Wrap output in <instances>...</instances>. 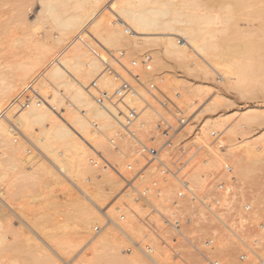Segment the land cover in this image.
<instances>
[{"label": "bare ground", "instance_id": "1", "mask_svg": "<svg viewBox=\"0 0 264 264\" xmlns=\"http://www.w3.org/2000/svg\"><path fill=\"white\" fill-rule=\"evenodd\" d=\"M247 1L223 0L224 3L221 8L223 11L220 14V11L217 12V6L216 10L214 9V1L205 3V0H38L36 2L37 12L33 19H29L27 18V10H29L27 8L34 6V4L28 0L22 4L23 7L26 6L27 10L20 5V7L13 9L15 13L12 12L11 16L8 17L10 12L8 15L6 13L8 18L3 20L1 17L0 19V46L3 44L5 36H10L11 27L14 24L21 29V34L16 36L13 41L22 44L26 52L33 48L37 49L38 54L33 56L24 53L21 55V53L15 60L13 58V61H0V165L14 171L15 180L21 183L18 185H24L28 181L34 182L46 172L55 178V182L59 178L60 184L62 179L64 181L68 179L70 185H73L81 197L85 199V202L89 203L82 205L84 202L79 203L82 198L80 199L74 194H72L74 198L71 197L72 199H70L77 203V206H74L77 207L76 209L81 206L82 212L86 214V216L83 214L85 218H81L82 221H79L82 222L81 229H83L80 232L83 234L81 236L85 237L93 222L101 224L100 216L105 211L107 212V205L103 204L107 194H102L103 185L99 187V182L97 184L95 181L94 187L90 188L87 187L88 185H83V179L80 181L79 177L83 175V171L89 172L93 168L91 166L97 162L98 157L95 154L98 152L95 153V151L100 150L106 159L109 156L112 158L117 154L116 151V154L112 152L115 148L120 150L122 146L127 147L130 141L110 113L99 107L89 93L90 85L93 82L108 92H111L115 87L113 79L103 71L102 59L105 58L106 54L117 55L115 53L117 46L125 48L138 47L137 45L156 46L151 54L162 57L167 63V68L158 64L156 69L159 71L166 68V70L154 74L152 73L153 69L150 72L139 69V72L143 80L148 81L151 78L150 80L159 82L162 91L174 96L177 99L176 103L182 109L186 108V92L184 91L187 81L186 75L192 72H195L197 76H206L212 72L218 79L216 81L226 89H230L241 96L247 94H253L255 97L260 96L264 100V0ZM246 8H250L249 11ZM240 20L245 22L244 27L240 26ZM41 24L46 25V28L44 26L46 30L42 28L45 30V34L43 33L44 37L41 34L43 39L40 40L38 37L36 38L38 35L35 36L37 32L35 33L34 30L30 29ZM53 28L59 32L55 39L56 43L64 42L67 39L72 40L76 36H79V39L83 41V38L91 36L94 43H86V46L77 44L68 55L54 58L55 60L46 72L33 77L41 63L44 62L43 58L47 60L50 56V49L53 46L50 45L48 38L51 36L50 31ZM41 36L39 37L41 38ZM130 54H135V59L141 55L140 53ZM3 55L5 54L3 53ZM10 60L12 59L10 58ZM123 60L124 62L130 61L129 56L125 54ZM153 65L155 64L153 63ZM180 70L184 74H176V71ZM28 81L30 83H27ZM27 87H31L36 95L31 94ZM188 88L190 92L194 93L192 95L195 97V106L186 110L187 112L190 111V119L201 121L197 124V128L192 123L191 125H189L190 123L186 124L192 130L189 135L191 138L189 144L196 145L199 150H206L205 153H208L207 157L203 159L205 164L197 165L194 163L195 166L193 164L194 167L189 173L191 184L199 189L205 180L207 167L209 166L214 172L213 170L220 165L221 162L219 161L221 160L219 158L221 156L218 154L220 146L226 147L229 152L232 150L231 155L233 154L234 160L231 164L233 166H230L234 169V180L231 184H241L242 180L254 176L258 168H262L263 171L264 131L256 137H249L246 130L255 126L264 129V106L255 105L243 110L237 109L234 112L222 111L218 107L227 103L226 96L215 90L216 88L213 87L209 90L201 83L198 86H188ZM25 93L28 101L23 104L21 100L25 98ZM130 102L138 104V100L134 98H131ZM150 116V112L144 110L139 116V120L148 121ZM205 118L206 120H204ZM211 127L214 129L211 130ZM211 131H217L220 135L225 133L226 141L222 140L220 136L217 142L210 143L209 133ZM116 140L118 144H113ZM124 150L125 148L122 152ZM95 159L96 161H93ZM45 163L50 165L47 166L48 164L45 165ZM84 165L86 166L84 167ZM1 175L5 177V172ZM58 176L62 179L60 180ZM110 176L109 174L107 177ZM107 180L105 181L107 182ZM17 182H14L16 186H18ZM114 183L116 184V182ZM14 184L12 183L10 186L15 187ZM115 184L114 186H116ZM43 185V190L50 186L47 182H44ZM173 185L175 184L173 183ZM4 187L3 190L0 189V200L5 203V199L7 202L10 199L6 195H11L14 192L10 191L12 188ZM6 188L10 189L7 190L11 194H8ZM166 190L163 192L169 193L171 189ZM175 190L176 192L179 190L177 185H175ZM68 191L71 193V190ZM17 193L15 194L17 195ZM72 193L74 192L72 191ZM152 202L154 203L155 199L152 198ZM257 202L255 205L261 203L264 205V196L260 197ZM2 205L5 206V204ZM144 205L146 204L143 203L138 206V210L139 207L142 209ZM156 205L158 204L156 203ZM11 206L8 205L7 207ZM192 206L194 205L192 204ZM110 208L112 210L111 205L108 210ZM195 208L199 210L201 217H204V212L196 206ZM229 208L231 207L229 206ZM256 209L248 213L249 218L260 215L264 217V206ZM99 212L102 215H99ZM11 213L13 214V212ZM18 214L15 215L18 216ZM7 215L8 212L6 214L0 210V251L6 247V233L3 232L1 223ZM18 217L22 218V214ZM243 217L241 215L240 220L245 222L247 219ZM111 219L118 224L117 230L121 231L130 242L139 241L133 239L132 234L127 231V229L131 230L133 226L130 225L131 228L127 229L124 227L129 221L126 220L127 222L122 224L112 216ZM83 223L85 224L84 228ZM26 226L30 227L28 224ZM139 227L141 226L137 228ZM105 228L107 229V224L102 223L99 232L89 234L90 236L84 244L88 245V248L84 249V254L89 252L90 255H87L89 258L92 256L97 261L100 260L98 256H95L98 246L105 247L107 244L115 243L117 238L113 240V235L104 232ZM251 233L253 236V231ZM59 234L55 233L53 236ZM46 237L50 238L49 236ZM55 238L58 239L60 236L51 239L49 244H53L52 240ZM246 238L248 239V237ZM246 238L241 237L244 242H246ZM253 240L255 243L264 241V234ZM58 241L60 240L58 239ZM13 242H10L12 246ZM154 242L156 243V239ZM159 244L153 245V249L155 250L157 246L160 253ZM64 245L66 247L67 243ZM57 246V249L59 247L60 250L62 249L61 246ZM114 249L116 250V248ZM222 250H225V247ZM155 251L151 257H147L139 248H132L128 254L118 250L104 264H147L146 261L151 264H163L165 262L162 261L163 257L159 255L157 250ZM257 255L260 258L257 264H264V255H260L259 251ZM229 256L228 251L225 250L223 257L228 258ZM89 258H84L83 261L87 259L93 261L92 258ZM39 260L35 261L30 257L23 264H53L54 262L45 261V258L43 261L42 259ZM195 262L202 263L199 260Z\"/></svg>", "mask_w": 264, "mask_h": 264}, {"label": "rangeland", "instance_id": "2", "mask_svg": "<svg viewBox=\"0 0 264 264\" xmlns=\"http://www.w3.org/2000/svg\"><path fill=\"white\" fill-rule=\"evenodd\" d=\"M27 1L28 0H0V19H1V17L3 18V20H4V18L6 19L9 12H10V15H8V17L11 16V14L15 13L14 12L15 10H13L14 8L20 7V5L23 4V2L25 3ZM30 1L33 2L34 6H32V7L28 6L27 9H29V10H27L25 8L26 6L23 7V5H22L21 7H23V9H26L28 11V12L26 11L28 13L27 18L33 19L34 14L37 12L36 9H38V7H36V5H37L36 2H38V0H29V2ZM205 1H206L205 3H211L214 1L215 2V3L213 2V6L215 7L214 9L216 10V6H217V12L219 13V11H220V14L222 13L221 11H223V10L221 8L223 6L222 4L224 3L223 0H212V1L211 0H205ZM217 1H219V2L217 3ZM248 1L256 2V0H248ZM246 9L249 11L250 8H246ZM6 13H7V15H6ZM113 19L116 20L115 17H113ZM239 23H240L241 27L245 26V22L240 20ZM44 26L46 28L45 24L37 25L35 28H32L30 30H34L35 33L37 32L35 34V36L38 35V36H36V38L38 37L41 40V39H43L44 34H45L44 31L46 30L44 28ZM42 28H44L45 30L44 29L42 30ZM20 31H21V29L17 25H14V24L12 25L10 36L9 37H8V35L5 36V38L3 39L4 40L3 44L0 46V59H1L0 61H13V58L15 60L16 58H18L20 56L21 53H22L21 55H23V53H24L26 55H33V56L38 54L37 49L35 50V48L32 47L33 48V49L31 48L32 50H28L26 52V49H25V47H23L22 44L16 43L13 41V39L16 36L21 34ZM58 33L59 32L57 29H55V28L51 29V31H50L51 36L48 38L50 45L53 46L50 49V53H49L50 56L47 60H45V58L42 57L44 62L41 63L40 67L35 72L33 77L39 76L43 72H46V70H48V68L51 66L53 60H55L58 56L68 55L69 53H71L72 50H74V47L77 44H81L83 46H86V43H89V42L94 43V39L91 36L83 38L84 41L80 40L79 36H76L72 40L67 39L64 42L56 43L55 39H56V36L58 35ZM41 34L43 37L41 36ZM39 36H41V38ZM95 44H96V42H95ZM137 46L138 47L131 46L128 48H125L122 46H117L115 48L116 49L115 53L117 54L119 52H123L124 55L127 54L129 56V60L135 59V54H130V53H138V54L140 53L141 55L139 57H142L144 54L150 53L149 55H151L153 58L152 63L155 64L152 67V69L154 70L152 73L154 74L156 72L166 70L167 63L164 62V59L160 56L158 57L156 54H151L153 48H155L156 46H153V45H142V46L137 45ZM3 53L5 55H3ZM103 53L105 55V52H103ZM2 57L5 59L3 60ZM10 58L12 60H10ZM138 58H136L135 60H138ZM158 64L161 67H166V68H162L158 71L156 69L158 67ZM180 73L184 74L182 70L176 71V74H180ZM215 76L216 75H214L212 72L206 76H197L195 74V72L187 73V75H186L187 81L185 84L186 87L184 90L186 92V101H185V104H186L185 107L186 108L182 109L181 106H179V105L178 106L185 112L186 116H189V122H188V123H190L189 125H191V123H192L193 125H196L195 128H197V124H199V122H201L198 119L197 120L196 119H190V114H189L190 111L187 112V110H189L191 107L195 106V97L193 96L194 93L190 92V89L188 88V86L190 87L191 85L192 86H198V84L201 83L204 86H206V89L211 90V88L214 87V88H216L215 90L223 93L226 96L227 103L222 104L218 107V109H221L222 111L226 110L227 112H232V111L234 112L237 109L243 110L244 108L250 107V106H255V105L264 106V100H262V98L260 96L255 97L253 94L252 95L247 94L245 96H241L240 94H237V93L231 91L230 89H226L225 87H223L222 84L217 82L218 79ZM150 79H148V80H150ZM164 79H165V77H164ZM27 83H30V81H28ZM25 86H27V84H25ZM27 88L29 89L30 87H27ZM166 94L171 96L170 93L169 94L166 93ZM170 98L173 99L174 96H171ZM174 99L177 102V99L176 98H174ZM15 102H16V100H15ZM204 120H206V118ZM188 127H189L188 125H186L184 127V129L182 131V137H189V135L191 134L192 130L189 129ZM210 129L212 130L214 128L211 127ZM263 131H264V129L262 127L255 126V127H249L246 130V133H247V136H249V137H256L257 135H259ZM221 139L226 141L225 133L221 134ZM130 141H129V145L127 147H123L122 145H121L122 149L119 147L121 151L118 148H115V150L112 151L113 153H115V151H116V153H117V154L115 153L116 156H113L116 159H114L113 157L109 158L110 156L108 157V159H106V157L104 158V156L102 155V152L100 150L95 151V153H97V152L99 153V154L97 153L95 155L98 157V159L100 157L101 160H105L111 166L112 170L115 171V169H117V170L124 171L126 174H128L129 170L126 169L125 165H126V163L132 161L133 156L135 154V146H134L133 142L131 141V143H130ZM235 142H236V140H235ZM116 143H117V140H116ZM124 148H125V150H124V152H122ZM91 151H93V150H91ZM226 151L229 152L228 149L226 150V147H224V148L221 146L219 147V149H218L219 153L218 154H220V156H221L219 158L221 160L219 162H221V163H219L220 167L218 166L213 170L215 173L221 172L226 164L231 165L233 163L234 157H233V154L231 155L232 150H230L229 153ZM205 152H206V150H200V156L201 157L199 160L194 161L195 164H197V165L205 164L203 159H204V157H207V154H208ZM223 153L225 156L223 155ZM227 156H229V157L227 158ZM111 159H113V160L110 161ZM47 164L45 163V165H47ZM195 164H194V166H195ZM49 165L50 164H48L47 166H49ZM85 166L86 165H84V167ZM231 166H233V165H231ZM91 167L94 168V169L91 168L89 170V172L92 170L91 173L89 174V172L83 171V173H82L83 175L80 176L82 178L79 177V180L81 181L83 179V185H85V186L88 185L87 187H90V188L94 187L93 185H95V181L97 184L99 182V185H100V186L98 185L99 187H101L103 185L102 186L103 188H101L103 190L102 194L103 195L107 194L106 195L107 197H106L105 201L103 202V204L107 205V214L110 213L111 215L110 214H108V215H110V217L112 216V218H115L117 220H119L118 219L119 215L124 214L125 215L124 219L119 220V222L122 224L125 223L126 220L129 221V223H130V219H131V223L130 224L128 223L129 226H127L128 224L126 223V226H124V227L127 229V228H131L130 225L133 226L131 230L127 229V231L130 234H132L133 239L139 240L138 242H141L143 244L149 243L152 245V247H153V245H158L160 243L159 244V248H161L160 253H159L157 246H156L155 250H157L159 255L161 257H163L162 261H165L163 264H208L201 256L194 253L190 248L185 246L183 242L174 241V240L172 241L171 235L169 233H167V234H165V236H167V239H166L167 242L171 243L181 254L182 262L173 261L170 251L168 249H166L164 247V245L159 240L157 241V239H156V243L155 242L153 243V241L155 240L154 238H152L150 236L146 237L145 229H143L144 227L132 215L133 212L138 213V214H143L147 210L146 205H144L145 207L143 206L144 209L143 208L141 209L139 207V210H138V206H141V204H143V202H139L134 198L135 194L133 193V191H131V189H129V188L124 187V184L119 179V177L114 173V171H112L109 168L103 169L100 165L96 166V163L93 164V166H91ZM207 169H208L207 170L208 172L211 171V168L209 166L207 167ZM261 169L258 168L256 173L254 174V176H252L251 178H246L244 181L242 180L241 184L236 185V184L230 183V185H231L230 196H224L223 201L228 207L229 206L231 208L234 207V211L236 212V214L238 216L243 215L244 217H246V219H247L246 225L243 227V231L241 232L242 237H243V239L248 237V239L246 238L247 240L245 239V241L246 242L248 241L247 243L249 245H253V247L257 248V251H259V254L260 255L262 254V256H263L264 255L263 254L264 253V241H260L258 243H255L253 239L258 238L259 236H262L264 234V217H263V215H260L259 217H255V218L254 217L249 218V216H248V213L253 211L254 209H256L258 206H260V207L264 206L262 203L257 205L258 204L257 201L259 200V198L264 196V177H263L264 176V170L262 171ZM4 172H5V175H4L5 177H3L1 175V173L4 174ZM233 172H234V169H233ZM109 174L111 176L108 178L107 176ZM0 177H2L0 180V184H4L8 188H12L11 190L6 188V190L8 189L11 192L12 191L14 192V193L12 192L14 194L13 195L10 193V191L7 190L8 194L12 195V197H11V195H8V196L6 195V197H10V199H8L9 200L8 202L6 199H5V201H6L5 203H4V201L0 200L1 212H3V213L5 212L6 214L8 212L7 217L3 218L4 220H2L3 222L5 221L6 223L5 222H4V224H3V222L1 223L2 224V230H3V232L6 233V234L4 233L5 234L6 247L4 249H2V251H0V264H23V262L26 261V259L30 258V257H31V259L33 258V260H35V261H37L39 259H42V261H43L45 258V261L46 260L54 261L53 264H97V263L98 264H104V262H106L107 259H109V258L111 259L113 257V255L116 254V252H118V250H119V252H120V250H122L123 251L122 253H125V254H128L132 251L133 247L127 249V247L129 246L130 240H128L121 233V231H118L117 228H114L112 226H107V229L105 228L104 232L105 233L109 232L111 235H113L112 236L113 240H115L117 238L115 240V243L114 244L113 243L107 244L105 247L104 246L103 247L98 246V249L95 251V253H96L95 256H98L99 257L98 259H100V260L97 261L96 259H94V257L91 256L93 261L88 260V259L83 261L84 258L85 259L89 258L87 256L89 254V252H87V254L86 253L84 254L85 250L88 248V245H84V244H86L88 237L90 236L89 234H94L95 233L94 228L97 226L101 227L102 223H105L104 215H102L103 213L101 214L99 212V215H102V216H100L101 221H102L101 224L99 222L98 223L93 222L94 224L92 223L91 224L92 226L90 225L89 233L85 237L81 236L83 234L80 232H82L83 229H81L82 222L80 223L79 221L80 220L82 221V219L85 218V217H83V214H84V216H86V214L82 212L83 208L81 206H79L78 209H76L77 207L75 208L74 206H77V203H75L74 201H72L70 199L74 198V196L72 195V194H74V195L79 196L80 199L82 198L79 201V203L84 202V203H82V205L83 204H89V203L85 202V199L83 197H81L79 191L73 185H70L68 179H65V181H64V179H62V177L58 176V177H60V180L61 179L63 180V181L61 180V184H60L59 178H57L58 181L55 182V178L46 172V173H43L34 182L28 181V182H25L26 184L23 183L24 185H18V183L19 184H21V183L17 182L15 180L14 171L9 170L8 167H6V166L3 167L2 165H0ZM71 179L75 180L74 178H71ZM76 180H78V179H76ZM105 180H107V182ZM13 181L17 182L16 184L18 186H16ZM209 181H210V177H206L202 186L199 188V190H201V189L205 190V188H206L205 184L208 183ZM11 182L14 184L15 187L10 186V185H12ZM36 182H38V183H36ZM44 182H47L51 187L50 186H49V188L45 187V189L43 190V188H44L43 183ZM114 182H116V184ZM58 183H59V185H58ZM113 183L116 186H114ZM139 184H140V182H136L133 184L134 185L133 187H136ZM174 184L176 185V183H174ZM4 185H1L0 189L3 190ZM175 185H173V183H169L167 186H165L162 189V192L159 195H157V196L153 195L154 197L151 196L153 199H155L154 203L155 204L157 203L158 204L157 206H159L160 208L169 209L172 201L177 197L178 190L176 192ZM66 187H69V188H66ZM73 187H74V189H73ZM113 187H115V188L113 189ZM169 187H171V188H169ZM50 188H52V189H50ZM166 189H168V190L171 189V190H169V193H171V194L166 193V191H167ZM68 190H71V193H69ZM164 190H166V191L163 192ZM72 191L74 193H72ZM7 192H6V194H7ZM15 193H17V195ZM50 193H52V195H50ZM100 193H101V190H100ZM41 194H43V195H41ZM152 198H151V201H152ZM106 202H107V204H106ZM256 202H257V204L255 205ZM1 203L5 204V206L2 205ZM136 203H137V205H136ZM245 204H248L250 206V209L248 211L243 210V206ZM8 205H10V206L12 205V206L7 207ZM110 205L112 207V210H111V208L108 210V207H110ZM179 206H180V212L183 215L189 216V217H193L195 215H198L201 217L199 210H197V208H195V205L192 206V204L189 203V201H187V200H186V202H185V200L181 201L179 203ZM260 207H258V208H260ZM8 208H11L13 211L11 209H8ZM79 208H81L82 210ZM11 212H13V214L14 213L15 214L21 213L22 218L18 217V216H21V214L20 215L18 214V216H16L14 214L15 215L14 216ZM115 212H118V213L115 214ZM42 217H44V218H42ZM46 220H48L49 222ZM22 221H24V222L22 223ZM71 222H72V224H71ZM24 223L26 225L28 224V226H30V227H27ZM54 223L58 224V225H55ZM138 226H141L142 229H141V227H139L140 229L137 228ZM207 226H208V223L206 224V221L197 223L196 227L199 231L197 230V232L192 233V235L196 237L198 246L201 249L205 248L202 245V242L206 237H211V236L215 237L216 243H218V244L215 245L213 249L208 251L210 254L209 255L210 258L218 259L220 264H257L258 263V262H254V263L253 262H240L238 259V255L242 250H244V247L236 239H234L230 235H228L224 232H221V231H212ZM260 226H262V227H260ZM84 227H85V224L83 223V228ZM32 228H34V229H32ZM30 229H31V231H30ZM185 229H187V228H185ZM19 230H21V231H19ZM113 230H114V232H113ZM11 231H12V233H11ZM185 231H186V234L189 233V231H187V230H185ZM252 231H253V236L251 233ZM13 232H15L16 234L15 233L13 234ZM55 233H58V234L60 233L57 236H60V238H58V239L61 242L55 238L54 240H52L53 244H49V243H51V239H53L54 237H57V236H53ZM114 233H116V234H114ZM258 233H259V235H258ZM47 234H49V235H47ZM142 234H143V236H142ZM45 235L49 236L50 238L46 237ZM50 235H52V236H50ZM225 236H227V237H225ZM8 237H10V238H8ZM149 239H154V240L151 241ZM55 240H57V241H55ZM163 240L165 241V239H163ZM12 241H14L13 246H15L16 248H14L11 245L10 242H12ZM54 241L56 243L57 242H60V243L56 244ZM62 242H63V244H61ZM66 243H67V245H69V244H71V245H69V246L66 245V247H65L64 244H66ZM8 244H10V246H8ZM57 245L61 246L62 249L60 250V247H59V249H57V247H58ZM222 245H223V247H225V250L228 251V255H230L228 258L223 257L225 250H222V248H223ZM102 248H104V249H102ZM114 248H116V250ZM80 250L81 251L83 250L82 251L83 253ZM79 253L81 254V256ZM103 253H105V255H103ZM56 255H58V256H56ZM76 256H77V258H76ZM83 256H84V258H83ZM160 256H159V258H160ZM91 258H89V259H91ZM80 259H81V261H80ZM198 260L202 263H198V262L194 263V261H198ZM91 261L96 262V263H92ZM100 261H103V262H100ZM146 262H147V264H151L148 261H146Z\"/></svg>", "mask_w": 264, "mask_h": 264}, {"label": "built area", "instance_id": "3", "mask_svg": "<svg viewBox=\"0 0 264 264\" xmlns=\"http://www.w3.org/2000/svg\"><path fill=\"white\" fill-rule=\"evenodd\" d=\"M123 58L124 53L119 52L117 55L106 54L102 59L103 71L115 82L114 89L108 92L93 82L89 93L99 107L110 113L125 136L133 142L135 154L132 161L125 165L129 170L128 174L121 170H112L111 166L100 158L97 159L96 166L100 165L103 169L109 168L114 171L124 187L133 191L134 198L146 204L147 210L143 214L133 212L132 215L144 227L146 237L159 240L170 251L173 261L182 262L181 254L167 242L165 236L167 233L171 235L172 241L183 242L208 264H220L218 259L210 258L208 252L218 244L215 237H206L202 242L205 248L201 249L196 237L192 235L198 230L196 224L206 221L210 230L224 232L244 247L238 255L240 262H259L257 248L241 239L246 221L242 222L234 207L229 208L223 201L224 196H230V183L234 180L233 168L226 164L221 172L206 171L205 178L210 177V181L206 183L205 190L195 188L189 180V173L194 161L201 157L200 150L198 146L189 144L191 138L182 137L189 116L185 115L176 101L162 91L159 82L142 79L139 69L147 72L152 70L151 55L144 54L138 60L127 62H124ZM28 90L36 95L31 87ZM26 95L24 94L23 104L28 101ZM131 98L138 100V104L131 103ZM144 110L151 114L148 121L139 120ZM220 136L219 132L211 131L209 142H217ZM136 182L140 184L133 187ZM169 183H176L178 186L177 197L169 209L158 208L151 201V196L159 195ZM184 200L200 208L204 212V217L183 215L179 203ZM249 209L250 206H243L244 211ZM103 215L107 226L118 227L106 211ZM124 216L119 215V220H123ZM94 230L97 233L101 227L97 226ZM185 230L189 233L186 234ZM131 247L139 248L147 257H151L154 252L149 243L134 241L129 243L127 249Z\"/></svg>", "mask_w": 264, "mask_h": 264}]
</instances>
